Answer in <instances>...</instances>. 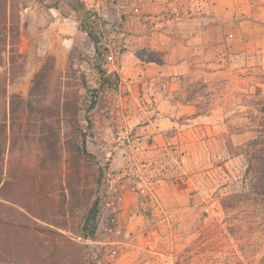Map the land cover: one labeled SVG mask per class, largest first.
<instances>
[{
    "label": "rangeland",
    "instance_id": "374dc122",
    "mask_svg": "<svg viewBox=\"0 0 264 264\" xmlns=\"http://www.w3.org/2000/svg\"><path fill=\"white\" fill-rule=\"evenodd\" d=\"M244 6L256 14L243 34L250 65L231 49ZM263 10L0 0V211L80 242L47 237L45 264H264V207L243 151L264 124ZM97 199L96 235L82 239ZM115 236L130 244L106 248Z\"/></svg>",
    "mask_w": 264,
    "mask_h": 264
},
{
    "label": "trees",
    "instance_id": "16d2710c",
    "mask_svg": "<svg viewBox=\"0 0 264 264\" xmlns=\"http://www.w3.org/2000/svg\"><path fill=\"white\" fill-rule=\"evenodd\" d=\"M92 36L93 32L88 31ZM98 47V46H97ZM142 57V56H140ZM149 61L155 62V59ZM264 101V98H262ZM264 110V109H263ZM257 136L251 139L243 146V151L248 160V172L251 177L250 188L255 194L256 203L264 207V124L255 129ZM100 218V206L97 199L90 208L83 225L82 239L95 237ZM29 213L18 210L14 214H9L7 206L0 211V227L4 230L0 233V264H45L43 259L44 244L49 242L56 243L57 237L65 242L68 247H75L80 244L75 238L55 235L51 233L45 236V231L41 227H31L28 224ZM48 237V238H47ZM81 241V240H80ZM82 246H84L82 244ZM85 247V246H84ZM53 262L54 264H71V262L62 261ZM264 262V256L262 258Z\"/></svg>",
    "mask_w": 264,
    "mask_h": 264
},
{
    "label": "crops",
    "instance_id": "0c3cea01",
    "mask_svg": "<svg viewBox=\"0 0 264 264\" xmlns=\"http://www.w3.org/2000/svg\"><path fill=\"white\" fill-rule=\"evenodd\" d=\"M242 13L243 16V20H241L239 22V24L237 25V29L236 32L239 34L236 35L234 37V41L231 44L232 47L231 49L234 51H238V54L240 53V55H243V61L241 63L246 64V65H250L252 64V60L251 59H245V55L251 53V44L249 43H243V40H246L247 38L243 35L244 33H247L251 30L253 31L254 27L256 24L249 18H247L248 16L254 15L255 13L252 14L251 10L249 8H247L246 6L243 7L242 11H240ZM256 15V14H255ZM257 15H259L257 18L259 19H264V10L262 12H259ZM263 29V28H261ZM209 31L205 30L202 31L200 33V40L199 43L201 46H207V44H205L204 39L205 36L207 35ZM205 44V45H204ZM214 63H211L210 65H212ZM162 74V73H161ZM144 241V240H143ZM103 242L106 245V248H111L112 250H118V248H122L124 245H128L130 244V241L124 237H117L115 236L114 238L112 237H106ZM144 242H140L139 244H136L138 246V249L141 251L142 249H145L146 246L143 244ZM138 250V251H139ZM144 253V252H142ZM113 257H115V254L113 255ZM121 263V259H113V261L111 262V264H119Z\"/></svg>",
    "mask_w": 264,
    "mask_h": 264
},
{
    "label": "built area",
    "instance_id": "2783aa9c",
    "mask_svg": "<svg viewBox=\"0 0 264 264\" xmlns=\"http://www.w3.org/2000/svg\"><path fill=\"white\" fill-rule=\"evenodd\" d=\"M113 221H115V222H116V219H113ZM111 231L118 232V231H119V229H118V226L116 225V226H115V228H114V227H112V228H111ZM164 264H170V263H169V262H166V263H164Z\"/></svg>",
    "mask_w": 264,
    "mask_h": 264
}]
</instances>
